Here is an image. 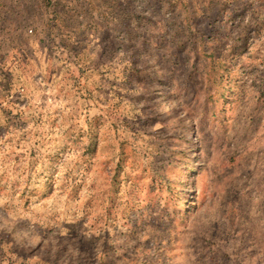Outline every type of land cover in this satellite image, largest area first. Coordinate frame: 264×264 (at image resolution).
Here are the masks:
<instances>
[{
  "label": "rangeland",
  "instance_id": "rangeland-1",
  "mask_svg": "<svg viewBox=\"0 0 264 264\" xmlns=\"http://www.w3.org/2000/svg\"><path fill=\"white\" fill-rule=\"evenodd\" d=\"M0 264H264V0H0Z\"/></svg>",
  "mask_w": 264,
  "mask_h": 264
},
{
  "label": "built area",
  "instance_id": "built-area-1",
  "mask_svg": "<svg viewBox=\"0 0 264 264\" xmlns=\"http://www.w3.org/2000/svg\"><path fill=\"white\" fill-rule=\"evenodd\" d=\"M31 30H29V32H30Z\"/></svg>",
  "mask_w": 264,
  "mask_h": 264
}]
</instances>
